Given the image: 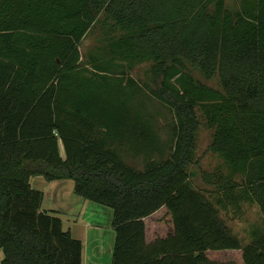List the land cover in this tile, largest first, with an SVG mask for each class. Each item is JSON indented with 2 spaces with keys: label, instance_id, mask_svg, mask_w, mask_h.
<instances>
[{
  "label": "trees",
  "instance_id": "16d2710c",
  "mask_svg": "<svg viewBox=\"0 0 264 264\" xmlns=\"http://www.w3.org/2000/svg\"><path fill=\"white\" fill-rule=\"evenodd\" d=\"M101 14L123 34L83 56ZM139 64L152 65L149 95ZM147 97L172 117L166 141ZM198 113L243 175L217 176L210 197L187 174ZM36 177L112 210V264H264V0H0V264H83ZM242 204L263 218L245 245L220 217Z\"/></svg>",
  "mask_w": 264,
  "mask_h": 264
},
{
  "label": "rangeland",
  "instance_id": "374dc122",
  "mask_svg": "<svg viewBox=\"0 0 264 264\" xmlns=\"http://www.w3.org/2000/svg\"><path fill=\"white\" fill-rule=\"evenodd\" d=\"M254 1L255 0H224V4L227 9L236 11L242 7L243 3L248 2L253 4ZM113 24V21L111 19H106L104 14L98 17L96 23L80 44V51L83 56L102 51L111 40L123 34L118 28H114ZM188 71L199 85L223 91L218 76L206 79L197 69L188 67ZM131 76L142 86L143 90L148 95L151 90L155 89L151 64L136 65L131 72ZM144 102L147 106L148 113L154 117L161 127L159 131L161 138L166 141L169 138L167 128L168 124L172 122L171 115L160 107L152 98L147 97V99H144ZM212 141L213 131L207 127L203 116L198 113V129L195 133L193 162L187 168V174L193 188L202 192L207 197L213 196L217 192V176L219 175L230 176L236 182L243 183V175L230 169L229 166L211 150ZM129 163L138 168L142 167L141 160H137L136 162L129 160ZM38 178L44 180L43 177ZM64 182V194L66 193L68 196L66 202L54 201L53 197L55 195H53L52 198L46 197L45 202L47 203V207H66L68 209H73L75 213L80 212L78 214L80 221H85L89 223L90 226L87 228L82 223L78 225L79 230L81 228L82 232L84 231V227L86 228L84 240L82 239L85 244L84 263L112 264V253L116 239V233L112 228V210L78 198L74 193H71L70 190L74 183L70 180ZM34 184L35 183L32 181V185ZM68 217L70 219L71 216ZM220 217L231 230L232 234L238 237L244 245L251 240L252 232L260 228L263 224L260 208L257 205L251 204H242L237 210H220ZM80 233V231H77L78 235Z\"/></svg>",
  "mask_w": 264,
  "mask_h": 264
},
{
  "label": "crops",
  "instance_id": "0c3cea01",
  "mask_svg": "<svg viewBox=\"0 0 264 264\" xmlns=\"http://www.w3.org/2000/svg\"><path fill=\"white\" fill-rule=\"evenodd\" d=\"M32 181L35 183L34 185H32ZM31 185L33 188L42 191L44 193V200H43V204H42V211H47V212H51L52 214H54L55 216L59 217L62 220V224H63V229L66 231H70L72 237L80 240L82 242L83 245V255H82V263H84V251H85V244L82 241V239L85 236V232H86V228L85 227H90L89 223L87 222H81L80 218L78 217V213H75L73 209H68L66 207H57V208H52V207H47V203L46 201V197L52 198L53 195H55L53 198L54 201L57 202H66L67 200V194H64V181H54L51 182L49 184H47L44 180H42L41 178H32L31 179ZM71 193H74V185H72L71 187ZM75 195V194H74ZM76 196V195H75ZM79 198V197H78ZM81 199V198H80ZM80 203V202H79ZM82 211V209H81ZM68 216H71L70 219ZM79 223H82L85 227H84V231L82 232V229L80 228L79 230ZM77 231H80L81 233L78 235ZM78 235V236H77ZM84 240V239H83ZM3 258V253L0 251V263L1 260Z\"/></svg>",
  "mask_w": 264,
  "mask_h": 264
}]
</instances>
